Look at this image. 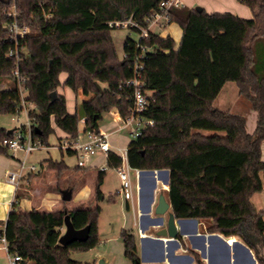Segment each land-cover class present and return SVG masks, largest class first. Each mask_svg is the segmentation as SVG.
<instances>
[{"label":"trees","instance_id":"obj_1","mask_svg":"<svg viewBox=\"0 0 264 264\" xmlns=\"http://www.w3.org/2000/svg\"><path fill=\"white\" fill-rule=\"evenodd\" d=\"M161 1L0 0V78L8 80L0 88V114L22 109V84L24 99L36 107L29 110L32 135L47 145L54 133L52 123L71 136L77 134L81 118L85 130L98 131L104 112L116 107L126 116L132 89L119 85L133 73L129 60L116 53L110 34L114 27L108 21L127 17L143 21L159 9ZM238 1L249 6L252 17L171 6L169 21L182 30L179 43L152 30L142 39L151 47L142 70V88L148 96L143 115L154 122L126 147L131 167L169 171L168 198L174 217L205 220L208 232L238 235L254 249L256 261L264 264V206L257 210L250 199L264 187L260 159L264 141V0ZM11 6L18 11L17 24L28 27L17 39L7 27L13 20L7 11ZM11 48L17 50L18 60L8 55ZM123 50L132 54L136 50L129 35ZM15 68L19 80L13 75ZM60 72L67 74L64 85L91 94L71 113L64 94L56 90L61 84ZM232 80L255 112L251 131L244 114L221 110L212 103L223 84ZM96 83L106 86L99 90ZM54 90L57 97L51 101ZM204 129L216 133L205 134ZM7 130L0 125L2 155L8 154L1 144L12 134ZM46 161L50 169L66 167L62 160ZM120 161L110 151L106 168H115ZM106 168L97 173L94 196L87 207L22 210L14 208L13 202L5 219L8 249L31 264H95L73 260L69 250H88L100 242L101 206L96 201L102 197ZM65 210L75 227L89 225L85 241L58 242ZM119 235L125 256L139 264L134 234L122 227ZM192 253L196 263L203 264L198 253Z\"/></svg>","mask_w":264,"mask_h":264},{"label":"crops","instance_id":"obj_2","mask_svg":"<svg viewBox=\"0 0 264 264\" xmlns=\"http://www.w3.org/2000/svg\"><path fill=\"white\" fill-rule=\"evenodd\" d=\"M179 1L181 2V5H186L192 8L195 7L193 6L192 4L193 1L191 0L190 1L189 0H179ZM227 1L235 2L234 0H227ZM234 4L235 3H233V5ZM236 5L238 6V9L236 11L231 10V9L228 10L226 8L224 9L220 8V10L219 9L211 10L208 7H205V6L203 7L209 13L214 12V11L232 12L245 19L252 17L253 12L249 8V6L243 5L240 2L237 3ZM171 24H176L179 28L177 29L176 27H170V31L174 32L175 35L170 33L169 30L166 32L165 35H162L159 32L154 31L153 29L152 31L158 33L161 36L170 35L173 39H175L176 43L178 44L179 41L181 40L180 37L182 33L180 26L175 22L169 21L168 24H166V26H163V27L166 28L168 25H171ZM66 76L67 74L65 72H60L61 84H63V81L66 78ZM7 82L8 80L4 78H0V88L5 87L7 85ZM228 82L229 81L223 84L222 89L217 94L216 98L213 100L212 103L214 104V106L218 107L221 110H229L231 112L234 111V112H238L244 115L246 113V115L248 116L251 115L254 117L255 112L253 111L251 107V102L248 101L247 103L246 101H241L240 99L241 95L237 96V100H239V104H238L239 106L237 105L238 108H235V110H233L232 108L233 106L230 105V103H227L225 101V98H221V93L223 92V89L226 87ZM60 85L57 87V90L58 92L64 94L65 101H66L65 90L64 88H60ZM76 104L77 103L74 104L75 106L74 109L72 108L70 110L69 106H67V101H66L68 112L71 113L75 111ZM112 110H115V109L112 108ZM52 126L54 128L53 135H56L57 141L55 142V144L50 145L48 143V145L50 147H53V146L55 147L59 138L61 136H65V133L56 124L52 123ZM99 128H101V125ZM250 128L252 127L250 126ZM111 141L113 142V140ZM129 141L130 140L128 139V142ZM260 150H261L260 159L264 162V141L261 142ZM60 151H61V155H62V152L67 153V151H63L61 149ZM7 155L9 156L5 158L4 155L0 154V178H3V183L5 184L4 189L0 185V222L1 223L5 222L8 212L13 208L12 203L19 202V200L17 199L18 198L17 196L18 187L17 188L13 187L14 188L13 193H11V189L7 190L9 186L7 188L6 185L8 184L10 185L11 183L6 181L4 172L7 169H17L18 168L19 163H16L13 165V163L15 162L12 161L11 156H13V158H16L17 160H19L21 157L17 156L16 153H12V152L11 154H9V150H8ZM47 159L49 158H45L44 161L42 162V165L44 164L46 167H47V161H46ZM50 159L55 160V161L62 160L65 163L63 155L59 159L57 158L53 159L52 157H50ZM92 163L94 165V169H97L99 171V167L103 166L106 163V158L103 155H98L92 160ZM65 166L66 167L64 169L67 168L66 163H65ZM75 167L80 168L76 165V162H75ZM166 171L164 169H154L153 172H141L140 173L139 179L137 182L135 181V184H134L135 188L133 189V202L135 204L134 210H132L130 203L123 197V200H124L123 202H125L126 211L131 213L132 219H131V222L130 221L128 222V219H127L122 227L129 229L132 232V234H134L135 236L136 247H137L138 256H139V264H197L192 251H195L196 253H198L203 264H258L254 256L253 249L249 248L241 237H239L238 235L225 236L221 233L208 232L206 230L205 220L199 221L198 219L191 220V218L181 219V218L175 217V224H176L177 233H178L175 239H172V238L170 239L168 237H159L155 233V231L158 228L165 226L167 222L166 218L164 219V217L159 216L162 218V224L155 225L154 222L157 216L153 215L154 208L157 204L158 194L161 193V188H160L161 185L159 184H162L163 188H164V185H166L167 194L165 193L164 194L162 193V194L164 195L165 200L170 203L169 198H168L169 171L168 170ZM31 175H32V171L25 168L24 176L20 180L19 185L20 183L22 184L29 183ZM94 191H95V188H94ZM116 194H119L118 190ZM127 203H128V207L126 206ZM34 208L39 209V207H34ZM25 209H22V210H25ZM57 209H53V210H57ZM170 210H171V205L165 213L168 214ZM61 230L62 232L64 231L63 226L61 227ZM98 233H99V224H98ZM100 240L101 241L103 240L102 237ZM94 247L95 246L90 247V248H94ZM107 249H108L107 253L102 252V251H97L93 259L89 262H83V261H80V262L91 263L94 261L95 264H97L98 259H101L103 261V264H132L131 260L128 259V257L125 256L124 251H122L123 244L121 245L117 241V245L115 246V248L109 245ZM118 250L120 251V253Z\"/></svg>","mask_w":264,"mask_h":264},{"label":"rangeland","instance_id":"obj_3","mask_svg":"<svg viewBox=\"0 0 264 264\" xmlns=\"http://www.w3.org/2000/svg\"><path fill=\"white\" fill-rule=\"evenodd\" d=\"M190 1V0H189ZM193 1V6H205L210 8L211 10H220V8L228 9V10H234L236 11L238 9V6L236 5L239 3L238 0H234L235 2H228L227 0H191ZM233 3H235L233 5ZM7 11H15L16 14H18V11L14 9L13 6H11ZM170 27H176L178 26L176 24L168 25L165 27H160L158 25H154L152 29L156 32H159L162 35H165L166 32L169 30ZM170 33L174 34V32L170 31ZM112 40L114 41L115 50L118 56H121L122 48H123V42L124 38L126 36H130L131 38L137 37V33L135 31H129L127 28L123 27H117L113 28L110 31ZM176 38V36H175ZM63 76V75H62ZM105 87V83H102L100 87ZM60 88H64L65 95H66V101L67 106H69V109H74L75 103H80L83 100H87V98L90 97L91 94H84L81 90L75 92L71 88H69L66 85L61 84ZM57 90V88H56ZM24 93H26L25 90H22ZM58 91V90H57ZM240 95L238 92V88L235 85V82L229 81L226 85V87L223 89V92L221 93V98H225V101L227 103H230L232 105L233 110L235 108H238L237 105L239 104V100H237V96ZM241 101H246L248 103V100L244 96H240ZM26 106L29 108H36L34 107L33 102L26 103ZM239 106V105H238ZM231 108V109H232ZM112 112L107 111L104 112L102 115V118L100 119V125L101 129H112L115 125L114 121H112ZM247 118V128L248 131L252 130L255 125V113L254 117L251 115H246ZM25 121V111L22 110L18 115V120L16 119V116L11 113L6 114H0V125L7 128H15L20 126L22 122ZM250 126L252 128H250ZM205 134H213L216 133L211 130H201ZM128 139L130 138L127 136L126 129H122L117 133H114L111 135V140H113V144L115 145H123L126 146ZM57 141L56 135H49L48 137V143L50 145L55 144ZM17 156H20L23 158V153L21 151L15 152ZM9 154L11 152L9 151ZM63 155L64 161L67 164L66 169H62L60 171L47 168L44 164L42 165V162L45 158L52 157L53 159H59ZM60 148L57 146L50 147L49 145H43L40 146L38 149H35L31 151L27 155V164H34L35 169L32 171V175L30 178L29 183H20L18 186L17 196H18V203L14 204V208L16 209H30L34 207H39V209H46V210H53L61 207H66L68 210L73 209L75 206H81V207H87L89 205V200L94 195V183L97 178V169H94L93 163L89 164L87 168H77L75 167L76 162V156L74 154L69 155L65 152H62ZM5 158H7L9 155H4ZM12 161L16 163L19 162L16 158H13L11 156ZM106 174L104 177V181L101 184V191H102V197L96 201L101 206V211L98 215V224H99V237L102 241L99 242L97 245H95L94 248H90V250H69V255L72 259L83 261V262H89L93 259L95 253L97 251H102L107 253L108 249L107 247L115 246L118 243L122 245V240L120 231L126 220L128 219V222H131V213L126 211L125 208V202H123V195L122 194H116L117 190L120 188V180L117 173V170H115L114 167H107L106 168ZM131 179H132V186L133 189L135 188L134 184L136 181V174L132 170L131 171ZM264 182V180H263ZM0 185L3 187L5 184L3 183V178H0ZM161 185V193L167 194V187L164 185V188ZM9 186V188H8ZM7 190L11 189V193L14 191V185L8 184L6 185ZM64 189H71L72 195L71 198L68 200L62 199V190ZM259 196V197H258ZM250 199L252 200L255 208L257 210H260L264 206V187L261 191H256L252 193ZM153 215L158 216V214H155L153 212ZM164 217V219H168L167 213L160 215ZM64 229V226H63ZM108 238V239H107ZM120 247V245H119ZM112 248V247H110ZM121 250V249H120ZM119 251V250H118ZM123 251V250H122ZM121 251V252H122ZM254 252V249H253ZM110 253V252H109ZM116 253V251H115ZM120 253V251H119ZM255 256V252H254ZM99 260V259H98ZM258 263V262H257ZM0 264H5L3 261V253L2 250H0ZM259 264V263H258Z\"/></svg>","mask_w":264,"mask_h":264},{"label":"built area","instance_id":"obj_4","mask_svg":"<svg viewBox=\"0 0 264 264\" xmlns=\"http://www.w3.org/2000/svg\"><path fill=\"white\" fill-rule=\"evenodd\" d=\"M171 6L179 7L181 2L179 0H162L159 3V9L153 11L149 16L145 17L143 21H137L132 17H127L124 19L109 20L108 24L114 28L123 27L127 28L129 31H135L137 37L132 38L134 40V53L124 51L122 48L121 56L122 58H127L130 62L131 72L133 73L131 77L120 83L121 88L132 89L131 93V107L129 108V113L126 116H121L118 109L110 110L112 112V121L115 125L112 129H101L98 131L85 130V120L81 118L79 120V130L77 134L71 136H61L56 143V146L63 151L71 152L76 156V165L80 168H87L92 160L98 156L103 155L107 160L108 152L112 151L119 156L121 159L120 164L115 167L117 170L120 188L118 193L122 194L123 197L130 203L132 210H134L135 204L133 202V186L131 179V171L133 170L136 174V182L139 179L141 173L140 168H133L128 163V153L127 147L123 145H115L111 141V135L119 132L122 129H126L127 136L130 139H136L140 135L143 129L147 126H151L154 122L153 119L147 118L143 115L148 109V96L144 92L143 86V68L144 61L147 57L146 54L150 51L151 47L142 43V39L146 38L152 26H166L169 22L168 10ZM8 14L13 17V20L7 24V27L11 33L13 39L24 35L28 31L27 26H19L16 21V12L8 11ZM9 56L15 57L18 60L17 50L11 48L8 52ZM13 75L19 80L20 75L18 69L13 70ZM22 90H25L22 84H19V91H21L22 109L15 113L16 119L18 120L19 113L25 111V121L20 123L21 125L15 127L10 136L3 138L1 144L8 148L9 151L15 153L16 151H21L23 153V158L19 159V165L17 169H7L5 173L6 181L13 184L15 188L18 187L20 180L24 176V169L27 168L30 171L35 169L34 164H27V155L38 149L40 146L46 145L41 139L34 138L32 135L33 127L31 123V117L29 115V108L26 103L30 102L25 100V94ZM106 168V163L99 167L100 170ZM27 180V179H26ZM138 205V203H137ZM140 213V211H139ZM6 223L2 222L0 224V250L3 253V261L5 264H31L29 260H24V258L16 252L10 251L8 249V239L5 234Z\"/></svg>","mask_w":264,"mask_h":264},{"label":"water","instance_id":"obj_5","mask_svg":"<svg viewBox=\"0 0 264 264\" xmlns=\"http://www.w3.org/2000/svg\"><path fill=\"white\" fill-rule=\"evenodd\" d=\"M203 8V6L197 5L195 7L196 10H201ZM96 87L99 90H102L100 85L98 83H96ZM57 97V91L54 90L53 92L50 93V98L51 101L54 100V98ZM13 131V128H8L7 132L11 133ZM35 131H37V128H35ZM165 171L167 169H164ZM154 169H142L141 172H153ZM167 172V171H166ZM72 195V190L71 189H64L62 190V199L64 200H68L71 198ZM170 207V203L168 201L165 200L164 195L162 193L158 194L157 197V204L154 208V212L155 214H158L154 224H162V218L159 217L161 214H164L168 208ZM167 222L165 224V226H162L161 228H158L155 233L159 236V237H168V238H172L175 239L177 236V227L175 224V217L173 216L172 211L170 210V212H168L167 214ZM63 220H64V231L59 235L58 238V242L63 244V245H67L70 244L72 242H74L75 240H79V241H85L88 238V233H89V225H86L84 227L81 228H77L73 225L72 220L70 219L69 214L67 213V211H64V216H63ZM191 220H195L194 218H191ZM153 224V225H154ZM97 264H103V261L101 259H99L97 261Z\"/></svg>","mask_w":264,"mask_h":264}]
</instances>
